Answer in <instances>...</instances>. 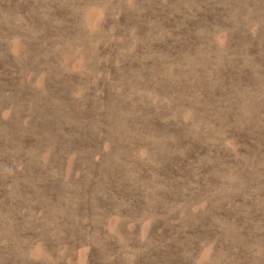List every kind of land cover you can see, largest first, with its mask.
<instances>
[{
    "label": "rangeland",
    "instance_id": "rangeland-1",
    "mask_svg": "<svg viewBox=\"0 0 264 264\" xmlns=\"http://www.w3.org/2000/svg\"><path fill=\"white\" fill-rule=\"evenodd\" d=\"M0 264H264V0H0Z\"/></svg>",
    "mask_w": 264,
    "mask_h": 264
}]
</instances>
